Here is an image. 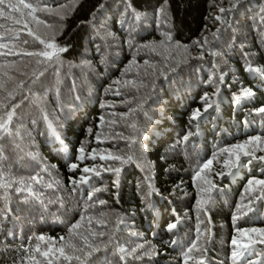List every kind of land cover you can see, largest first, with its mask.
I'll return each mask as SVG.
<instances>
[{
  "label": "trees",
  "instance_id": "1",
  "mask_svg": "<svg viewBox=\"0 0 264 264\" xmlns=\"http://www.w3.org/2000/svg\"><path fill=\"white\" fill-rule=\"evenodd\" d=\"M11 2L19 10L0 16V121L15 108L0 130V183H19L0 188V264H185L193 244L187 264H264L253 243L264 236L247 231L264 229V185L248 183L264 180L254 158L264 156V0ZM40 40L67 50L26 55L51 51ZM234 145L244 147L222 152ZM117 167L118 187L105 170ZM85 237L101 249L87 258ZM234 249L244 253L235 262Z\"/></svg>",
  "mask_w": 264,
  "mask_h": 264
},
{
  "label": "snow or ice",
  "instance_id": "2",
  "mask_svg": "<svg viewBox=\"0 0 264 264\" xmlns=\"http://www.w3.org/2000/svg\"><path fill=\"white\" fill-rule=\"evenodd\" d=\"M21 3H23V0H21ZM236 3H239V0H236ZM23 6L25 8L31 7V5H28V4H24ZM101 7H103V5H101ZM233 7H236V4H233ZM5 8L10 9V10H14V11H18L19 10L18 9V5L12 3L11 0H0V16L5 15ZM33 11H35V9H33ZM220 11L221 12H224L225 9L224 8H220ZM135 17H136L137 20L140 19V14L139 13H135ZM216 19H220V17H216ZM122 23H123V21H122ZM29 34L30 35L32 34L31 31H29ZM106 35L107 36H112L113 34L111 32H108V33H106ZM37 39H39V37H37ZM167 39L170 40L171 37L168 36ZM25 43H27V41H25ZM40 43L45 44L46 49H51V51L45 50V51H42V52H27L25 54L26 55H29V56H42V57H44V61L46 62V61H52L54 58L55 59H59V53L64 52V51L67 50L66 48L57 47L52 42H47L46 43L44 40H40ZM205 43H207V40H205ZM129 44L131 45V41H129ZM161 44H163V42H161ZM0 47H4V45H0ZM143 47L152 48L153 51L156 50L153 45H144ZM37 63H41V61H37ZM145 63L147 64L148 62L145 61ZM249 70L250 71H257L258 69H252L251 66H249ZM220 81L221 82L223 81V75L220 76ZM3 87H4L3 83H0V88H3ZM18 87H23V83H21ZM12 95H13V93H11V92L8 93V96L9 97H12ZM252 95H253V93H252L251 90H249V89H244L243 90V97H251ZM204 99H205L206 102L209 100V98L207 96L204 97ZM240 99H241V97L238 96L236 98V103H239L240 102ZM4 106L5 105L3 104V101H0V107H4ZM211 106L212 105H211L210 102L207 103L206 104L205 111H207V108L208 107H211ZM14 108H15V106H13V110L12 111H9L7 113V119L6 120L0 121V130H3L4 132H8L9 131L8 125L12 121V118H13V115H14ZM131 111L134 112L135 109H132ZM258 111L260 113H264V107L259 108ZM199 115H200V112H199V110H197L194 113L193 118H196ZM133 127H134V125H133ZM90 131L91 130L89 129V132ZM185 139H187V138H185ZM260 139H261L260 136H256V137H253L252 138V140H255V141H259ZM248 143H251V141H246L245 142V144H248ZM243 147H244V145H234L232 149L225 148V149L222 150V152H227V153H229L231 155V154H233V149H243ZM79 151L81 153V156L79 157V159L80 160H83L84 159V157H83V152H84L83 147H81V149ZM244 155L245 156H250L251 155V156L254 157V153L249 152V151L244 152ZM92 158L94 159L95 157L93 156ZM104 158L105 157H102V159H104ZM107 158H109V159H115V160H120V162H121L122 165L131 162L132 159H133L131 155L127 156L126 158L121 157V156H111L110 155ZM213 158H215V155H214ZM254 158L259 159L261 161H264V156L254 157ZM239 160H240V156L237 154L236 155V163L235 164H232L231 166L232 167L238 166ZM212 162H213V160L212 159H209L206 163H204L202 165V168L200 169V171H203V169H208L209 166L212 164ZM225 166L226 167H229V161L228 160L225 161ZM77 167H78V165L75 164V163H73V164H71L69 166V170L70 171H73ZM105 170H107V171H113V172L116 173V175H117L116 186L118 187L119 186V173L121 171V168H119V167H117V168H108V169H105ZM82 171L83 172H89V171H95V169H89V168L85 167L84 169H82ZM229 171H230V167H229ZM99 174H100L99 172H96V175H99ZM197 176H199V171L197 172ZM145 179L147 180L149 178L146 177ZM79 182L86 183L87 182V178L86 177H81V180ZM79 182L73 181L74 184L79 183ZM12 183H19V182L12 181V182H7V183H0V188H2V189L5 190V194H7V190L12 186ZM248 183H249V185H252L254 183L255 184L264 185V180H256V181L249 180ZM148 188H149L148 195H151L155 191V189L153 188V186L151 185V183H149ZM15 190L17 192L21 191L20 188H16ZM95 191H100V189H96ZM93 194L94 193H90L89 194V199H91V196ZM100 203L103 204L104 201H100ZM203 203L206 204L207 201H204ZM197 207H198V209H200L202 207V204H201V201L200 200L197 201ZM204 210L206 211V209H204ZM234 219H235V217H234ZM77 227H79V223L72 225V227L69 229V233L71 234L72 232H74V230ZM168 227H169V230L174 229L176 227V224H170ZM247 231H251L253 233H259L262 236H264V229H256V228H253V229H250V230H247ZM98 235L100 237H103L105 235V233L100 232ZM39 239L40 240H43L44 237L43 236H40ZM61 239H63V237ZM84 239H85V247L88 248V249H91V251H84V249H77L76 246L73 245V244H71V243L68 244V247L69 248H73L76 251H84L85 258L91 256L93 254V252H98V251L101 250L100 247H99V245H95L94 246L93 244H89L87 242V238L86 237ZM111 240H112V237H109V242H111ZM256 242H259L261 244H264V239H260L259 241H253V243H256ZM232 244L233 245H237V239L235 237H233V239H232ZM140 247H142V245ZM244 247H245V249H247L249 246L248 245H245ZM193 248H196V245L195 244H193L192 247H190L188 249V253H191L192 250H193ZM58 251H59L60 255L64 257V259L69 260V261H71L73 259V256L67 255L65 253V250H64V247L63 246L61 248H59ZM119 251L121 253H123V252H125V249L123 247H119ZM135 252H136V248H133L131 250V253H135ZM131 253H129V254H131ZM188 253H185V264H187V260L190 258L189 255H188ZM243 254H244L243 251H238V250L234 249L233 252H232V258H233L234 262L239 257L243 256ZM43 255L47 256L48 255V252L43 253ZM74 258L76 260H78V261L81 260V257L80 256H75ZM120 258L123 260L124 259V256H121ZM201 264H203V261H201Z\"/></svg>",
  "mask_w": 264,
  "mask_h": 264
},
{
  "label": "rangeland",
  "instance_id": "3",
  "mask_svg": "<svg viewBox=\"0 0 264 264\" xmlns=\"http://www.w3.org/2000/svg\"><path fill=\"white\" fill-rule=\"evenodd\" d=\"M46 38V37H45ZM6 65H14V64H6ZM6 67H5V65H0V70L2 71V70H4ZM1 75H3V74H1ZM5 75V77H2L3 78V80L5 79V78H8V75H6V74H4ZM1 89H4V88H1ZM22 162H20V161H18V162H16V164H21ZM33 163H34V161H31V160H29V161H27L22 167H31L32 165H33ZM35 165H37V164H35Z\"/></svg>",
  "mask_w": 264,
  "mask_h": 264
}]
</instances>
